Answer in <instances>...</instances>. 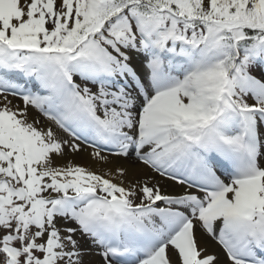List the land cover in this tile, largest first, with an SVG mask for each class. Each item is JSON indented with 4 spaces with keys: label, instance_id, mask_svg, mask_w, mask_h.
Returning <instances> with one entry per match:
<instances>
[{
    "label": "snow or ice",
    "instance_id": "6c2138e0",
    "mask_svg": "<svg viewBox=\"0 0 264 264\" xmlns=\"http://www.w3.org/2000/svg\"><path fill=\"white\" fill-rule=\"evenodd\" d=\"M0 264H264V0H0Z\"/></svg>",
    "mask_w": 264,
    "mask_h": 264
}]
</instances>
